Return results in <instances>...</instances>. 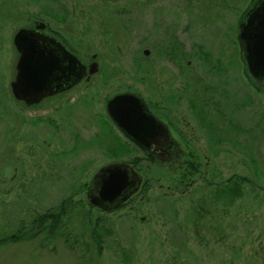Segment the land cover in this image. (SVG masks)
Listing matches in <instances>:
<instances>
[{"label": "rangeland", "instance_id": "1", "mask_svg": "<svg viewBox=\"0 0 264 264\" xmlns=\"http://www.w3.org/2000/svg\"><path fill=\"white\" fill-rule=\"evenodd\" d=\"M253 1L0 0V238L62 199L72 202L59 233L4 242L0 264H264V88L247 76L236 32ZM35 20L68 37L84 60L96 53L100 70L61 97L25 107L9 85L13 37ZM172 47L184 53L183 77ZM178 83H195L205 99V119L186 98L172 108L199 153L198 174L187 172L193 183L177 182L182 166L156 168L132 145L114 153L91 139L106 96L131 89L145 99L151 87ZM84 92L91 101L65 112ZM136 158L141 184L128 201L111 211L91 206L95 172ZM230 178L241 191L233 199L219 192ZM88 210L114 231L101 245L90 237Z\"/></svg>", "mask_w": 264, "mask_h": 264}, {"label": "water", "instance_id": "2", "mask_svg": "<svg viewBox=\"0 0 264 264\" xmlns=\"http://www.w3.org/2000/svg\"><path fill=\"white\" fill-rule=\"evenodd\" d=\"M237 25V42L239 52L245 65L247 76L259 88H264V0H254ZM43 39H50L42 34ZM35 30L21 27L14 33L13 42L18 57L15 73L10 81L13 96L26 106L39 103L44 97L53 94V85L58 71L62 68L51 50H45L36 40ZM36 40V41H35ZM145 55L149 54L144 49ZM96 54H92L95 58ZM69 70L80 63L77 57L67 54ZM98 70V62L89 64V73ZM108 114L128 136L142 143L137 137L139 125L149 120L150 114L145 110L142 99L133 93H121L107 100ZM92 185L87 192L91 206L103 211H111L124 204L138 190L141 177L132 166L125 162H111L100 167L93 175Z\"/></svg>", "mask_w": 264, "mask_h": 264}, {"label": "flooded vegetation", "instance_id": "3", "mask_svg": "<svg viewBox=\"0 0 264 264\" xmlns=\"http://www.w3.org/2000/svg\"><path fill=\"white\" fill-rule=\"evenodd\" d=\"M25 27L33 29L38 34H40L36 40L39 41L46 51L51 50V53L55 56V59H59L60 64L63 65L57 73L55 82H53V94L44 97L39 103L33 104L31 106L28 105L29 107H38L45 100L58 98L59 96L61 97L62 95L67 94L76 89L82 83L89 82L92 77L99 72L100 67L98 65V70L96 72L89 73V64L93 61H96L95 59L97 58V55L95 58H92L91 55V59H89V61L84 60L80 57L78 51L70 45L67 40L68 37L62 33H57V31L52 28L49 29L48 23L46 21L44 22L41 20H35ZM42 34L49 36V38H51L54 43H51V41H49L50 39H43ZM164 40L168 42V36L167 39L164 38ZM178 48L179 47L175 49L172 47V49H170V51L172 50L171 52L173 53V58L171 60L176 61V71L178 74L182 73L183 77L184 53ZM68 53L75 55L80 62L72 66L69 70L67 67H65L68 65ZM160 90L161 91L157 90V88L154 90L151 87L150 93L147 94L145 99L139 93L131 89L117 91L106 96L104 99V111H97L95 115L96 119L94 117L97 128L93 134L101 135L103 140L107 141L106 143L108 145L115 144L113 139L118 141L121 139L125 142L126 146L130 147V145H132L135 152L138 151L143 153L144 157H146V160L149 159V162L152 163L151 165L155 166L156 168L167 166L164 168L169 169L171 164H176V166H182V171L185 173L189 172L193 174V171H197L195 173L198 174L199 162H197L195 159H197L199 153L195 149L193 143L190 142L193 136L185 133L181 126V122H178L172 118V108L177 105L180 100L186 98L191 107V104H193L195 107H199L198 111L196 112L199 115V118L205 119L207 117L206 112L204 111L205 99L201 98L200 88L199 86H195V83H178L176 86L173 84L166 86V84H164ZM121 93H133L139 96L143 101L145 110L150 114L149 120H147L144 124L139 125L136 132L137 137L142 139V143H138L136 140H134V138L128 136L119 126H117L115 122H113L111 116L108 114V112H106L107 100L112 96ZM157 97H161L163 99H160L162 105L158 104L157 99H155ZM90 101L91 99L87 92L80 93L74 99V101L64 106L63 109L65 112H71L72 104L79 103L81 106H84ZM99 113L102 116L100 115L99 117ZM92 118L93 117H91V119ZM208 123L210 124V121ZM52 125H54V128H57L55 124ZM157 162L161 166H157ZM135 163L134 164L136 166L133 163H131V165L137 173L138 171L142 170L139 158L135 159ZM171 173L174 175L175 172ZM187 178L188 176L184 180L182 179V181H178L177 177V182H182L184 185L193 183L194 179H191L188 182Z\"/></svg>", "mask_w": 264, "mask_h": 264}, {"label": "trees", "instance_id": "4", "mask_svg": "<svg viewBox=\"0 0 264 264\" xmlns=\"http://www.w3.org/2000/svg\"><path fill=\"white\" fill-rule=\"evenodd\" d=\"M99 113V117H100ZM102 116V115H101ZM93 141H96L97 144H104L107 141L103 140L101 135H94L91 137ZM75 140L80 141L78 135H75ZM114 140V145H108L112 147L115 152H123L124 150H128V146L125 145V142L121 139L118 141ZM86 143H91L86 142ZM118 143V144H117ZM84 145V144H83ZM73 150L76 149V145L72 146ZM178 181H182V179L187 177V173H178ZM230 179H227V183H223L221 187H219V192H223L224 195L228 192L227 195L230 194L231 198L233 199L235 196L240 195V186L237 182L235 185L229 186ZM232 181H235L232 179ZM222 196V195H221ZM70 197L64 198L60 201L57 206L51 207L44 212H37L31 219L30 225H25L23 221L20 222L19 227L14 231V233L9 234L6 238H0V245L4 244V242L8 241H17L24 237H32L35 236L36 232L38 231H45L46 237L51 239L53 238L56 233H59L63 226L67 223L72 207V202L70 201ZM88 219L91 223L89 227L90 237L97 245H101L104 242V238L108 236H112L114 231L109 225L107 226L105 218L95 217L93 218V214L88 210ZM32 232V233H31ZM34 232V233H33Z\"/></svg>", "mask_w": 264, "mask_h": 264}]
</instances>
